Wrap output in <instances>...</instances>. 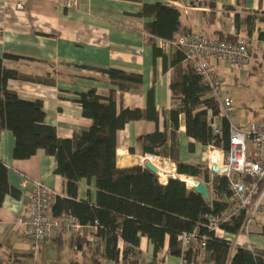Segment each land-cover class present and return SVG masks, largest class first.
<instances>
[{
  "label": "crops",
  "instance_id": "crops-1",
  "mask_svg": "<svg viewBox=\"0 0 264 264\" xmlns=\"http://www.w3.org/2000/svg\"><path fill=\"white\" fill-rule=\"evenodd\" d=\"M155 3L170 4L180 10V25L174 39L195 31L211 39L245 42L253 57L249 69L225 62H215L212 66L223 88L233 98L236 112L242 97L249 98L251 88L255 96L263 95L260 102L264 104V0H79L73 10L65 9L61 0H0V58L6 55L20 58L5 59V66L30 79L10 80L8 88L24 100L42 101L45 122L56 129L61 139L73 138L93 124L84 117L77 102L81 92L95 89L104 98L114 93L118 112L151 108L150 118L130 122L118 131L117 166L146 168L151 157L157 158L167 175L166 179L160 178L165 185L170 178L182 180L180 177L185 176L177 173L174 160L197 165L202 170L208 168L209 147L186 134L185 117L181 115L176 158L172 157L171 140L159 148L160 155L146 154L143 150L142 138L146 134L164 132L166 128L171 133L170 112L180 105L179 100L173 99L171 89L178 54L162 50L159 46L162 39L150 32L154 20L139 15L144 5ZM17 4L22 5L21 10ZM181 64L185 71L189 70L188 62ZM110 69L140 75L142 84L120 91L105 72ZM206 96L210 97L211 93ZM236 117L237 114L232 120L234 126L249 128L245 123L235 124ZM254 123L264 126V115ZM15 146L14 133L4 130L0 137V162L9 168L10 184L20 194L19 197L7 195L0 206V257L4 264L30 261L33 264H115L95 248L96 239L92 234L96 232L91 228L86 229L90 244L81 249L68 232L55 234L37 252L32 249L31 241L18 231L16 224L17 218L27 214L31 182L41 181L56 197L68 198L67 181L56 173L55 157L40 150L29 159L18 160L14 157ZM166 166L170 170L164 169ZM210 175L213 177V173ZM25 182L28 183L24 186ZM206 186L210 190V184ZM96 198L95 179L81 180L78 200L96 204ZM218 237L231 243L232 252L238 248L264 250V202L262 214L250 230L236 235L224 231ZM126 247L119 237L120 259ZM140 251L144 263L154 260V246L147 236L140 235ZM187 256L170 254L167 236L158 262L214 264L206 250L197 244Z\"/></svg>",
  "mask_w": 264,
  "mask_h": 264
},
{
  "label": "trees",
  "instance_id": "trees-1",
  "mask_svg": "<svg viewBox=\"0 0 264 264\" xmlns=\"http://www.w3.org/2000/svg\"><path fill=\"white\" fill-rule=\"evenodd\" d=\"M141 17L152 18L151 34L162 40H173L180 25V10L170 4L144 5ZM230 41L229 39H221ZM237 42V41H230ZM178 54L177 66L172 76V97L180 105L170 112L172 130L168 133L154 131L142 138L146 154L160 155L159 148L172 141V157L176 158V138L180 129V117H185L186 134L206 147L230 150V124L221 123V132L215 134L209 126L208 109L216 111V103L202 78L191 64L188 71L181 66L185 56ZM5 59H20L17 56L0 58V137L4 130H10L16 138L14 157L26 160L42 150L57 161L56 173L67 181L68 198L56 197L52 205L55 217L71 215L86 228L74 242L78 248L90 244L87 228L97 226L92 234L97 250L102 257L115 264H159L158 254L169 237L170 254L189 256L194 244L201 248L202 237H206V252L214 264H264V250L238 248L232 252L229 241L204 227V216L221 214L233 207L228 181L225 176L213 174L208 168L174 160L179 175L202 178L210 184L211 199L188 188L179 178H170L162 184L160 177L135 166L121 169L117 166V133L133 121L150 118L153 111L121 110L118 112L114 93L109 98L98 95L95 89L78 94L77 102L84 117L91 119L90 129L77 133L73 138L61 139L56 129L46 124V114L40 100H24L8 88L10 80L30 78L21 72L6 68ZM186 62V61H185ZM111 82L120 91L142 84V76L110 69L105 71ZM49 82V81H48ZM174 153V154H173ZM180 177V176H179ZM95 179L96 204L89 200H78V183ZM7 195L19 197V192L9 181V168L0 162V206ZM243 217L223 225V230L236 235L240 232ZM196 231L198 236L192 245L183 246L182 236ZM140 235L147 236L154 246L155 258L151 263L142 261ZM121 237L127 247L120 259L118 239ZM187 256V257H188ZM99 261V258H96ZM0 257V264H4Z\"/></svg>",
  "mask_w": 264,
  "mask_h": 264
},
{
  "label": "built area",
  "instance_id": "built-area-1",
  "mask_svg": "<svg viewBox=\"0 0 264 264\" xmlns=\"http://www.w3.org/2000/svg\"><path fill=\"white\" fill-rule=\"evenodd\" d=\"M78 4L79 0H61V5L68 10L76 9ZM16 7L22 9L21 4ZM159 46L164 51H181L185 61L191 64L202 81L209 86L216 103V111L208 109L212 131L215 134L220 133L223 121L230 124V150L225 152L209 147L208 169L213 174L226 177L234 205L221 214L205 215L203 225L218 237L224 232V224L243 217L240 232L248 231L257 224L264 202V126L254 123L248 129H242L232 124L236 115L234 100L223 88L222 80L212 64L225 62L249 69L253 57L243 41L211 39L206 34L195 31L184 33L177 39L160 40ZM148 162L156 166L151 158ZM157 175L163 179L159 173ZM27 183L25 182L24 186ZM31 186L27 214L17 218L16 224L18 231L28 237L33 247H41L57 233L68 232L77 236L86 228L71 215H53L52 205L56 195L47 185L41 181H33ZM89 228L97 232L96 225ZM197 234L196 231L185 233L182 236L183 246L192 245ZM205 248L206 237L203 236L201 249Z\"/></svg>",
  "mask_w": 264,
  "mask_h": 264
},
{
  "label": "rangeland",
  "instance_id": "rangeland-1",
  "mask_svg": "<svg viewBox=\"0 0 264 264\" xmlns=\"http://www.w3.org/2000/svg\"><path fill=\"white\" fill-rule=\"evenodd\" d=\"M251 89H250L251 93L249 94V98L242 97V100H241L242 103L240 105H238L240 109L238 110V108H237V112H236L237 117L233 121L235 124L240 122V123H243V124L245 123V124L250 126L252 124V122L257 121V119H259L261 117V115H264V108H263L264 104H262V101L260 102V98L263 95L259 94V96H255V92L251 91ZM256 95H257V93H256ZM249 99L250 100L252 99L251 103L248 102ZM194 179H196V181H200V178H194ZM39 248L36 249L35 247L32 246V249L34 251L36 250L35 252H37L39 250ZM7 263H8V261H7ZM25 264H33V262L30 261V262H27Z\"/></svg>",
  "mask_w": 264,
  "mask_h": 264
},
{
  "label": "water",
  "instance_id": "water-1",
  "mask_svg": "<svg viewBox=\"0 0 264 264\" xmlns=\"http://www.w3.org/2000/svg\"><path fill=\"white\" fill-rule=\"evenodd\" d=\"M146 169L150 170L154 174L159 173L158 168L156 166H154L151 162L146 163ZM183 182H185V181H183ZM191 189L194 192H196L197 194L203 196L206 200L209 201L211 199L210 190L208 189V187L206 186V184L203 181H196V185L191 187Z\"/></svg>",
  "mask_w": 264,
  "mask_h": 264
},
{
  "label": "bare ground",
  "instance_id": "bare-ground-1",
  "mask_svg": "<svg viewBox=\"0 0 264 264\" xmlns=\"http://www.w3.org/2000/svg\"><path fill=\"white\" fill-rule=\"evenodd\" d=\"M151 159H152V162H154V164L158 167V169H159V175L163 178V179H166L167 178V175H166V173L164 172V171H162V167H161V165L159 164V162L156 160V161H154L155 159L154 158H152L151 157ZM164 169H166V170H170V167H165ZM174 170H175V168L173 169V171L172 172H174ZM169 173V172H168ZM181 179L183 180V181H185L186 182V184L191 188V187H193V186H195L196 185V179H194V178H192V177H188V176H181Z\"/></svg>",
  "mask_w": 264,
  "mask_h": 264
}]
</instances>
